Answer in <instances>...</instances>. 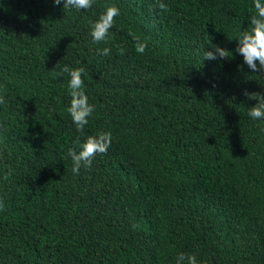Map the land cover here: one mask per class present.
<instances>
[{
    "label": "trees",
    "instance_id": "16d2710c",
    "mask_svg": "<svg viewBox=\"0 0 264 264\" xmlns=\"http://www.w3.org/2000/svg\"><path fill=\"white\" fill-rule=\"evenodd\" d=\"M0 264H264V0H0Z\"/></svg>",
    "mask_w": 264,
    "mask_h": 264
}]
</instances>
